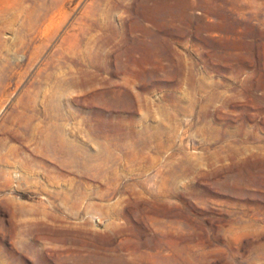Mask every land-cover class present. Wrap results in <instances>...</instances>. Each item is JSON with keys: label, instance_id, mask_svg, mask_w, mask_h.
<instances>
[{"label": "rangeland", "instance_id": "rangeland-1", "mask_svg": "<svg viewBox=\"0 0 264 264\" xmlns=\"http://www.w3.org/2000/svg\"><path fill=\"white\" fill-rule=\"evenodd\" d=\"M0 264H264V0H0Z\"/></svg>", "mask_w": 264, "mask_h": 264}]
</instances>
